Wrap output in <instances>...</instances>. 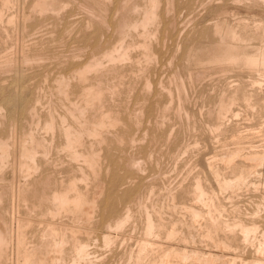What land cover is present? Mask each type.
Wrapping results in <instances>:
<instances>
[{
	"label": "bare ground",
	"instance_id": "bare-ground-1",
	"mask_svg": "<svg viewBox=\"0 0 264 264\" xmlns=\"http://www.w3.org/2000/svg\"><path fill=\"white\" fill-rule=\"evenodd\" d=\"M12 8L5 22L13 37L10 44L0 41L8 44L3 59L0 56L7 64L0 67L20 85L45 90L28 103L20 102L17 144L16 135L12 139L13 113L0 104V264L12 249L24 251L19 264H90L94 252L89 230L97 226L102 243L114 244L111 234L117 232V238L124 232L135 206L141 210L143 231L129 257L133 264H264V184L258 181L264 158L257 152L242 153L244 143L233 145L236 148L220 158L213 152L207 159L210 177L204 171L190 182V172L176 188L167 186L170 189L163 194L171 201L168 221L156 202L149 205L138 199L140 185L132 189L140 174L150 169L146 163L173 146L175 125L168 122L176 96L166 80L169 72L157 68L163 54L169 53L176 79L179 119L182 111L196 119L198 110L186 109L183 101L198 98V90H206L200 99L210 107L206 113L200 107L199 112L213 121L205 127L213 137L227 117L238 116L237 107L260 117L264 78L256 74L264 77V0H0V19ZM75 9L84 17L79 19ZM205 40L210 43L207 50ZM57 43H70V49L56 50ZM206 67L217 71L207 74ZM156 177H148V185L155 186L152 193L166 187V181ZM29 195L42 227L37 241H30L35 236L27 233L30 228L36 234L40 231L34 228L37 222L21 216V211L14 214L15 204L29 206ZM179 210L191 217L187 234L178 226ZM81 231L88 235L85 242L77 236ZM71 243L76 257L67 261Z\"/></svg>",
	"mask_w": 264,
	"mask_h": 264
},
{
	"label": "rangeland",
	"instance_id": "rangeland-1",
	"mask_svg": "<svg viewBox=\"0 0 264 264\" xmlns=\"http://www.w3.org/2000/svg\"><path fill=\"white\" fill-rule=\"evenodd\" d=\"M71 8V6L68 8V9H70ZM14 10H15V5H14ZM79 9H75V11H76V13L77 12H79V13H77L76 14V16L80 19V18H83L84 17V13H83V11L81 12V10H79ZM216 10H218V9H216ZM8 11V12H7ZM6 11V13L7 14H5L4 15V20H1L0 19V21L2 22H4V24H2L1 22H0V41L1 42H3L2 44H4L5 42L6 43H8V44H10V40L12 39V37H13V29L11 28V27H8V24L6 23V22H8V20H7V17L12 13V11H13V8L12 9H9V10H7ZM10 12V13H9ZM187 13V12H186ZM80 14V15H79ZM83 14V15H82ZM82 15V16H81ZM5 18H6V22H5ZM9 18V17H8ZM20 18H21V14H20ZM32 22V21H31ZM82 25V24H81ZM84 25H86L87 26V24H84ZM89 26V25H88ZM3 27H5V28H3ZM202 27H203V25H202ZM9 29L8 31H7V29ZM6 30V31H5ZM3 32V33H2ZM7 32V33H6ZM10 33V34H9ZM3 34V35H2ZM4 34H6V35H4ZM8 35H10V37H8ZM6 36V37H5ZM3 37V38H2ZM2 38V39H1ZM5 38H6V40H5ZM8 41V42H7ZM0 42V43H1ZM2 44H0V52L3 54H1L0 56H1V58L7 53V51H6V46L5 45H8V44H5V45H3L2 46ZM63 44H65V43H63ZM62 43H61V45H60V43H57L56 45V50H59V51H65V50H67V47H68V49H70L69 48V44L70 43H67V44H65V45H63ZM210 43L208 42L207 43V40H205L204 41V49L205 50H207L208 48H209V45ZM60 45V46H59ZM206 46H208L207 48H206ZM3 49H2V48ZM60 47H64L63 49H57V48H60ZM1 50H3V51H1ZM4 50H5V52L6 53H3L4 52ZM169 54V53H168ZM168 54H163L165 57H162V61L159 59V62L157 63L158 65H157V68H159L160 66V69L161 68H164L167 72H169L168 74H170V75H167L166 76V80L168 81V82H170L171 84H172V87H173V91H174V93H175V99H176V101H175V108L172 110V112H171V120H169V122H168V126H170V123H172L173 125H175V127L173 126V129H174V136L172 137V140H173V146H171L170 147V149H169V153H168V151H166V150H164V152L162 153V154H160L159 156H156V155H154V157L152 158V162L150 163H146V165L148 166V167H146V169H148V168H150V169H148V170H146V172H142V174H140V177L141 178H138L139 180V182L141 183H137V184H134L133 186H132V189H135L136 187L138 188V187H140L139 188V193L138 194H140V197H138V199H143L145 202H147L149 205H151L150 203H151V201H152V203H154V202H156L157 203V205L155 204V206L156 207H161L162 209H164L163 210V213H164V215H166V216H164V219H165V221H168L169 219V217L171 218V216L172 215H170V209L168 208V204L171 202L170 200L167 202L166 200H168V199H166V196H165V194H163V193H165L168 189H170V188H176L179 184H180V182H183L187 177H188V173H190V174H192L191 176H189L188 178V180L191 182L192 181V176H194V175H196L197 173H200L202 176H203V174H204V171H205V173H206V176H208V177H210L209 175V169H208V158H211V157H213V155H215V156H217V158L219 157H222L223 155H225V153H227V151H231L232 149H235L236 147H238V145H239V143H240V146L241 145H243V143H244V145L243 146H245L244 147V149H243V147L241 146V148H242V153L244 152L245 154H248L249 152L250 153H254V152H257V153H259V154H262V156H263V158H264V147H262V146H264V138H263V135H264V122L262 123V121H264L263 120V118H264V110L262 111V114H260V117L258 116H252V113L249 111H247V110H244V109H242L241 110V108L242 107H237V109H236V112H240V111H243V113L245 114H243L242 112H240L241 113V115H244L243 117L241 116H239V114L237 113V117H239V118H237V117H235L234 118V116L233 117H231V116H229V118L227 117V119H229L228 121H227V119L225 120L226 121V123H224V125H223V127H222V129H221V131H219V132H215V135H216V137H215V135H214V137L215 138H217V139H220V140H217L219 143H217V141H215L216 139L211 135V134H213L212 132L210 133L209 131V133H206L207 132V130H206V126L208 125V123L209 124H212L213 123V121L212 120H209L208 118H207V116H206V114H204V117L200 114V112H201V110H200V107H201V109H204V110H202L203 111V113H206V111H207V109L210 107V104H209V106H208V103H206L205 102V100H202V99H200V96L202 95V97L204 96L203 94H205V92H206V90L205 91H203V90H201V91H197L198 92V95H196V97H198V98H196L195 100H193L192 98H190V97H188V103H187V101L186 100H184L183 101V103H184V107L187 109H189L190 111H192V109L194 110V113H195V111H197L198 113H197V117H196V119L194 120V118L193 117H190L189 119L186 117V115H185V113L182 111V115H184V116H182V118L184 119V122L182 121L183 119H179V117L178 116H176L177 115V113H178V111H179V105H178V101H177V88L174 86V83H176V79H174L175 77L173 76V73H172V70H171V62L170 61H168V59L170 60V56L168 55ZM162 55V54H161ZM1 58H0V64L2 63L3 64V66L5 67V65L7 64L6 62H5V59L4 60H1ZM168 58V59H167ZM3 59V58H2ZM164 59H167L166 61L164 60ZM166 62V63H165ZM4 63H6V64H4ZM163 63H165L166 64V67H165V65L163 64ZM169 64H171V65H169ZM2 66V67H3ZM2 67H0V97H1V99H0V104H1V106H3V107H5V106H7V107H5L4 108V110L6 111L7 109L9 110V111H6V113H10L11 111V113H13V118H12V121H13V123L14 122H16V123H14V125L16 126V127H14V128H16V133H15V131H14V133L12 134L13 136H12V139L14 140V138H15V136L14 135H16V139L14 140V142L17 144L18 142V136L20 135V128H19V121H18V118H17V115H18V113H19V109L21 108V104L22 103H28L31 99H32V97L34 96L35 98H36V96H38V95H42V93H43V90H45L44 88H43V86H40L39 85V88H38V86H36V85H34L35 86V88H34V86L32 85V86H23V85H20V82H18V81H16V80H13L11 77H10V75H9V73L8 72H3V68ZM242 67V66H241ZM208 68H210V69H208ZM209 73H207V74H210L211 72H213V73H216V71H217V69H215V68H212L211 69V67H206L205 68ZM215 69V70H214ZM4 73V74H3ZM3 74V75H2ZM36 74H38V73H36ZM172 74V75H171ZM259 74V75H258ZM261 74V75H260ZM257 76L256 77H258V78H260V76H261V79L262 78H264L263 77V74H262V72H259V73H257L256 74ZM30 76H33V74H31ZM38 76L39 75H36V79H38ZM169 76L171 77L172 76V78H170V79H168L169 78ZM6 80V81H5ZM170 80V81H169ZM172 80V81H171ZM3 81V82H2ZM15 81V82H14ZM12 82V83H11ZM173 82V83H172ZM15 83V84H14ZM10 84L13 86V88H12V86H10ZM2 85H3V87L4 88H2ZM19 86H20V88H19ZM30 87V88H29ZM36 88H38V90H36ZM3 89V90H2ZM25 89H27V90H25ZM34 89V90H33ZM40 89V90H39ZM43 89V90H42ZM31 90H33V91H31ZM20 91V92H19ZM25 91V92H24ZM3 92H4V95H2L3 94ZM7 92V93H6ZM9 92H10V94H9ZM22 92V94L19 96V94ZM28 92V93H27ZM30 92H32V93H30ZM202 92H204L203 94H201ZM2 93V94H1ZM25 93V94H24ZM6 94V95H5ZM23 94H24V96L25 97H22L23 96ZM31 94V95H30ZM34 94V95H33ZM17 95H18V98H17ZM8 98V100H9V102H8V100H7V98ZM13 96V97H12ZM186 96V95H185ZM201 97V98H202ZM6 99L7 100V102H6V100H5V103L3 104V100L4 99ZM10 98L13 100V102H12V100H10ZM16 98V99H15ZM190 98V99H189ZM22 99V100H21ZM199 99V100H198ZM16 100H18V102L16 103ZM20 100V101H19ZM26 100V101H25ZM27 100H29V101H27ZM192 100V101H191ZM197 100V101H196ZM201 100V101H200ZM3 101V102H2ZM190 101H191V103H190ZM199 101V102H198ZM20 102H21V104H20ZM205 102V103H204ZM8 103V104H7ZM12 103H13V106H12ZM199 103V104H198ZM14 104H17V105H14ZM190 104H191V106H190ZM195 104V105H194ZM5 105V106H4ZM190 106V107H189ZM196 106V108H194ZM13 107V108H12ZM20 107V108H19ZM191 107H192V109H191ZM204 107V108H203ZM205 107H207V108H205ZM185 108H184V110H185ZM198 108V109H197ZM244 108V107H243ZM176 109H177V112H176ZM175 110V111H174ZM240 110V111H239ZM200 111V112H199ZM246 111H247V113H246ZM249 113V114H248ZM176 114V115H175ZM200 114V117L202 118H199V115ZM246 114H247V116H246ZM250 118H249V117ZM246 117V118H245ZM247 117H248V119H247ZM257 119H255V118ZM263 117V118H262ZM231 118L232 119H234V120H231ZM243 118H245L246 119V122H245V119H244V122H243ZM255 120H253V119ZM262 120H260V119ZM201 119V120H200ZM239 119V120H238ZM188 120V121H187ZM249 120H250V122H249ZM252 120V121H251ZM258 120H260V121H258ZM173 121V122H172ZM195 121V122H194ZM201 121H202V123L203 124H205V125H200V123H201ZM233 123H232V122ZM239 121V125L237 124V123H235V122H238ZM189 122V124H187ZM258 122V123H257ZM184 123V124H183ZM197 123V124H196ZM201 123V124H202ZM206 123H207V125H206ZM229 123V124H228ZM256 123V124H255ZM178 124V125H177ZM234 124H236V125H234ZM242 124V125H241ZM245 124V125H244ZM177 125V126H176ZM233 125V126H232ZM238 125V126H237ZM244 125V126H243ZM180 126H181V129H180ZM184 126V127H183ZM186 126H188V127H186ZM226 126V127H225ZM240 126V127H239ZM247 126H248V128H247ZM260 126V127H259ZM263 126V127H262ZM204 127V128H203ZM253 127H254V129H253ZM185 128V129H184ZM190 128V129H189ZM195 128V129H194ZM226 128V129H225ZM233 128H236V129H238V131L237 132H232V130H233ZM245 128H247V129H249V130H247V129H245ZM250 128H252V129H250ZM257 128V129H256ZM261 128V129H260ZM197 129H199V130H197ZM256 129V130H255ZM181 130V131H180ZM189 130V131H188ZM202 130V131H201ZM241 130H243L244 131V133L246 132H248V134H246V135H244L243 134V131H241ZM246 130V131H245ZM252 130H254L253 131V133L251 132ZM259 130V131H258ZM261 130V131H260ZM199 131V132H198ZM225 131V132H224ZM230 131V132H229ZM258 131V133L260 132V133H263V135L262 134H258L257 133V135H256V133L255 132H257ZM179 132V133H178ZM185 132V133H184ZM224 132V133H223ZM19 133V134H18ZM219 133V134H218ZM222 133V134H221ZM228 133H229V135H228ZM231 133V134H230ZM236 134V133H238L237 135V137L236 138H233L234 140H232V138L230 139V137H233V134ZM241 133V134H240ZM182 134V135H181ZM202 134V135H201ZM205 134V135H204ZM244 136H243V135ZM209 135V136H208ZM219 135V136H218ZM223 135V136H222ZM224 135H226V136H224ZM243 137H242V136ZM251 135H253V137H251ZM256 135V136H255ZM259 135V136H258ZM177 136V137H176ZM221 136V137H220ZM229 136V137H228ZM246 136V137H245ZM257 136H258V138H260V137H262L261 139H258L257 138ZM186 139H185V138ZM210 137H212L213 139H214V141H213V143H212V138L210 139ZM219 137V138H218ZM241 137V138H240ZM197 138V139H196ZM228 138V139H227ZM238 138V139H237ZM248 138V140H245V139H247ZM249 138H251V139H249ZM252 138H253V140H252ZM255 138H257V140L255 139ZM185 139V140H184ZM194 139H195V141H194ZM227 141H225V140ZM241 139V140H240ZM190 142H189V141ZM201 140V141H200ZM223 141L224 140V142H226L225 143V145H223L224 143L223 142H220V141ZM239 142H238V141ZM244 140V141H243ZM261 140V141H260ZM229 141V142H228ZM233 141V142H232ZM241 141V142H240ZM252 141V142H251ZM196 143V145H195V143ZM198 142L199 143H201V144H198ZM216 144H215V143ZM231 142V143H230ZM250 142H251V144H250ZM259 142H261V144L259 143ZM190 143V144H189ZM212 143V144H211ZM233 143H236V144H233ZM237 143H238V145H237ZM183 144V145H182ZM218 144V145H217ZM246 144V145H245ZM247 144H248V146H247ZM253 144V145H252ZM195 145V146H194ZM199 145V146H198ZM211 145H213V146H211ZM230 146V148H228L229 146ZM233 145H235V146H233ZM250 145V146H249ZM258 145V146H257ZM188 146V147H187ZM193 146V147H192ZM197 146V147H196ZM222 146V147H221ZM228 146V147H227ZM239 146V147H240ZM254 148H253V147ZM255 146H257V148L255 147ZM182 147V148H181ZM186 147V148H185ZM225 147V148H224ZM261 147V148H260ZM184 148H185V151H184ZM210 148H212V149H210ZM216 148H218V149H216ZM219 148H220V150H219ZM223 148V149H222ZM246 148V149H245ZM249 148H252V149H250L249 150ZM172 149V150H171ZM188 149V150H187ZM215 149V150H214ZM171 150V151H170ZM244 150V151H243ZM245 150H248V151H245ZM256 150V151H255ZM184 151V152H183ZM172 152H173V154H172ZM180 152V153H179ZM184 153V155H183V153ZM185 152H187V153H185ZM214 152V154L211 156V154ZM263 152V153H262ZM136 153V152H135ZM168 153V154H167ZM196 153V154H195ZM171 156H170V155ZM140 155V154H139ZM139 155H137V154H135V156H139ZM174 155H175V157H174ZM178 155H179V157H178ZM208 155H210L209 157H208ZM162 156H163V160H162ZM206 156V157H205ZM181 160H183L182 162H180V159ZM190 158V159H189ZM173 159V160H172ZM179 159V160H178ZM206 159V160H205ZM168 160V161H167ZM177 160V161H176ZM192 160V161H191ZM203 160V161H202ZM211 160H213V159H211ZM158 162V164H157V162ZM173 161V162H172ZM164 162V163H163ZM175 162H177V165L176 164H174ZM190 162V163H189ZM203 162V163H202ZM217 160H215V162L213 161V163H215V164H217ZM160 163V164H159ZM170 163V164H169ZM157 164V165H156ZM263 164H264V159H263ZM174 165H176V167L174 166ZM189 165V166H188ZM198 165H200V166H198ZM159 166V167H158ZM161 166V167H160ZM198 166V167H197ZM264 166V165H263ZM261 167V172H263V176L262 177H260L259 179H258V181H261L262 183L261 184H264V167ZM183 167L185 168V169H183ZM174 168V169H173ZM191 168V169H190ZM204 168V169H203ZM161 169V170H160ZM173 169V170H172ZM193 169H195L194 171H193ZM150 170V171H149ZM184 170V171H183ZM151 172L149 175H148V173L149 172ZM170 171V172H169ZM173 171V172H172ZM189 171V172H188ZM169 174H168V173ZM182 172V173H181ZM145 173V174H144ZM162 173V174H161ZM165 173V174H164ZM179 173L181 174V175H179ZM154 175V177L155 176H157L156 178H157V180L158 181H162V179H163V181H166L165 182V184H166V187H165V185L164 186H162V189H163V191L162 192H159L158 190H155L153 193L151 192L152 191V189H150V188H154L155 186H153V185H148V183H149V179H148V177H150V175ZM158 174V175H157ZM163 174H164V176H163ZM167 174V175H166ZM166 175V176H165ZM232 175V174H231ZM148 176V177H147ZM183 176L185 177L184 179H183ZM144 177L146 178V180H144ZM178 177V179H176L175 180V178H177ZM171 178V179H170ZM173 178V179H172ZM182 179H183V181H182ZM212 179V177L210 178V180ZM143 180V181H142ZM170 180H172V181H170ZM171 182V184H170V182ZM180 181V182H179ZM169 182V183H168ZM211 183V182H210ZM213 183V182H212ZM177 184V185H176ZM140 185V186H139ZM148 185V186H147ZM162 185V184H161ZM160 185V186H161ZM109 185H108V183H107V187H108ZM152 186V187H151ZM170 187V188H168V187ZM175 186V187H174ZM263 186V185H262ZM168 188V189H167ZM151 190V191H150ZM166 190V191H165ZM146 191V192H145ZM150 192V193H149ZM230 192V191H229ZM145 193H146V195H145ZM123 194V193H122ZM158 194V195H157ZM31 195V194H30ZM29 195V196H30ZM150 195V198L148 197ZM142 196V197H141ZM155 196V197H154ZM31 197V196H30ZM29 197V198H30ZM125 198H126V196H124ZM32 198V197H31ZM148 199H149V201H148ZM31 200V202H29ZM27 203H28V205L29 206H27L28 207V209H27V207L25 206V205H23V203L21 204V205H18V204H15L14 206H13V208H14V214L15 215H18V213L20 214V212L19 211H21L22 213H21V216H22V214H23V217L24 218H27V216H28V218H27V220L29 219H31V221L32 222H34V224H36L35 223V221L37 222V224L35 225V229L36 230H40L39 232H37V234L36 233H34L35 232V230H33V228H30V229H28V231H27V233H29V234H34V238L33 239H30V241H37V237H39V235L41 234V230H42V227H41V225H40V223H38V219H40L39 218V214H37V210H35V209H32L31 208V205L30 204H32L33 203V198L32 199H30ZM163 201H164V204H163ZM179 201H180V198H179ZM16 203V202H15ZM168 203V204H167ZM23 205V208L21 207L20 208V206H22ZM158 205H160V206H158ZM163 205V206H162ZM20 209H19V208ZM25 207V208H24ZM31 210H30V209ZM137 206H135L134 207V209L132 210V214H133V216H132V219H131V221L129 222V224L125 227V229H124V232H118V234H119V236H121V238L118 236L117 238L115 237V236H117V232H114L113 234H115V235H113V234H111V236L113 237V240H114V244H112V245H109V246H107V244H103L104 242H103V238L99 235V237H101L102 239H100L99 240V237H97L98 236V233H99V231H100V228H98L97 226L96 227H94V229H93V231L92 230H89V233L90 232H93L92 233V239H93V241H95L96 243L98 242V241H100V242H98V244H96L95 242L93 243V241H89V243H90V249H91V251L90 252H92V254H93V252H94V254L92 255V257L93 258H95V257H97V258H95V259H93L92 258V261H91V263L92 264H115L114 262H117L116 264H126V262H127V264H133V262H132V260H131V258H129L130 257V255H131V251H133V249H134V251L133 252H135L136 251V249H137V244H136V246H135V243H137L136 241H137V238L138 237H140V236H142V232L141 231H143L142 230V228H143V226H142V222H141V220L142 219H140L141 218V214H139V213H141V210L138 208ZM166 208H167V210H166ZM19 209V210H18ZM25 209H27V210H25ZM18 210V211H17ZM28 210H29V212H28ZM33 210V212H31ZM140 211V212H139ZM166 211V212H165ZM17 212V213H16ZM25 212H27V213H25ZM181 211L179 210V212L177 213V216H178V218H179V221L180 222H183V223H180V222H178V226H179V228H180V230L182 229V231H183V234H187L188 233V231H187V227L190 225V221H191V217L189 218V216L190 215H188L185 211H182V213H180ZM167 213H168V215H167ZM184 213H186V215L184 214ZM179 214V215H178ZM25 215H27V216H25ZM184 215V216H183ZM32 216V217H31ZM35 217V218H34ZM38 219H37V218ZM62 217L65 219V221L68 219L67 218V216H65V213H63L62 214ZM137 217V219H135ZM61 220V219H60ZM186 220H189V221H186ZM64 221V222H65ZM135 221V222H134ZM70 221H66V223H69ZM185 222V223H184ZM137 223V224H136ZM141 224V225H140ZM187 224V225H186ZM189 224V225H188ZM132 225H134L135 227H132ZM137 225H138V227H137ZM40 226V227H39ZM142 226V227H141ZM181 226H183V227H181ZM130 227V228H129ZM95 228H97V229H95ZM136 228V229H135ZM130 229H132L133 231H130ZM139 229H141V230H139ZM32 230H33V232H32ZM127 231H129V232H127ZM135 231V232H134ZM140 231V232H139ZM84 234H83V233ZM125 232H127V233H125ZM131 232H133L132 234H133V236H132V234H131ZM79 233V232H78ZM77 233V236L79 237V239L81 238V241H86L87 239H88V237L87 238H85L86 236H88L87 234H86V232L85 231H81L80 232V234H78ZM139 233H141V234H139ZM91 234V233H90ZM123 234V235H122ZM126 234V236L125 237H123L124 235ZM85 235V236H84ZM128 235H130V236H128ZM80 236H82V237H80ZM131 236H132V239L131 240H129L130 238H131ZM95 237H96V239H95ZM122 237H123V239H122ZM85 238V239H84ZM119 238V239H118ZM125 238V239H124ZM135 238V239H134ZM84 239V240H83ZM98 239V240H97ZM116 239V240H115ZM198 239H201V237H198ZM124 240V241H123ZM133 240V241H132ZM103 242V243H102ZM121 242H125V243H121ZM133 242H134V244H133ZM101 243V244H100ZM31 244L32 243H29L26 247H28V246H31ZM72 244L73 243H71V244H69V249H68V251H67V255H66V257H67V261H70V260H72V258H74V257H76V253H75V249L73 248V246H72ZM93 244H95L94 246H93ZM122 246H121V245ZM101 246V248L102 249H99L100 248V246ZM118 246L120 247V248H118ZM125 246V247H124ZM131 246H133V247H131ZM25 247V246H24ZM25 247V248H26ZM103 247H106V248H103ZM109 247H111L110 249H108ZM130 247H131V249H130ZM126 248V249H125ZM24 250H26V249H24ZM111 250V251H110ZM126 250V251H125ZM11 251H12V253L13 254H11ZM10 251V254H9V256L6 258V262H8V263H6L5 262V264H11V261H12V264H19V263H22L23 262V260L22 259H24V251L22 252V251H18V250H16V249H12ZM14 251V252H13ZM18 251V252H17ZM111 253H110V252ZM116 251V252H115ZM123 251H124V253H123ZM97 252V253H96ZM99 252V253H98ZM16 253V254H15ZM19 253H21V257H23V258H21L20 259V255H19ZM106 253V254H105ZM130 253V254H129ZM18 254V255H17ZM119 254H120V256H119ZM14 257H13V256ZM74 255V256H73ZM96 255V256H95ZM124 255V256H123ZM126 255V256H125ZM16 256H17V258H16ZM72 256V257H71ZM100 256V257H99ZM103 256V257H102ZM120 258H119V257ZM12 257V258H11ZM101 259V258H103V259H99V258ZM115 257V258H114ZM111 258V259H110ZM114 258V259H113ZM117 258H118V260H117ZM126 258V259H125ZM12 259V260H11ZM18 259V260H17ZM97 259V260H96ZM110 259V262H108L107 260H109ZM122 259V260H121ZM130 259V260H129ZM8 260V261H7ZM19 260H20V262H19ZM121 260V261H120ZM16 261H18V263L16 262ZM22 261V262H21ZM121 262V263H120ZM90 263V264H91ZM82 264H84V263H82Z\"/></svg>",
	"mask_w": 264,
	"mask_h": 264
}]
</instances>
